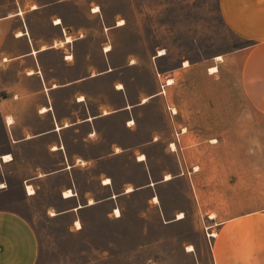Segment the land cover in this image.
I'll return each instance as SVG.
<instances>
[{"label": "crops", "instance_id": "crops-1", "mask_svg": "<svg viewBox=\"0 0 264 264\" xmlns=\"http://www.w3.org/2000/svg\"><path fill=\"white\" fill-rule=\"evenodd\" d=\"M218 7L223 23L245 42L232 55L217 56L233 62L232 94L249 97L264 116V0H218ZM90 31L69 0H0V194L20 187L29 199L40 187H56L53 217L94 205L98 196L82 187L104 189L108 202L132 192L128 187H177L176 163L151 162L148 155L168 137L150 110L159 94L170 95L167 84L160 92L153 82L145 88L137 76L127 78L132 65H115L102 47L106 41H95ZM199 163L197 172L204 173ZM201 184L192 179L196 197L205 200ZM246 190L248 203L240 188L210 190L213 207L223 201L234 213L216 229L213 264H264V203L253 202L257 187ZM36 253L30 220L0 208V264H29Z\"/></svg>", "mask_w": 264, "mask_h": 264}, {"label": "rangeland", "instance_id": "rangeland-1", "mask_svg": "<svg viewBox=\"0 0 264 264\" xmlns=\"http://www.w3.org/2000/svg\"><path fill=\"white\" fill-rule=\"evenodd\" d=\"M69 2L79 8L95 41H106L102 47L110 48L113 63L132 65L123 70L127 78L137 76L145 88L153 82L160 92L166 81H173L164 86L170 95L159 94L161 102L150 107L152 120L162 122L168 137L148 155L151 162L156 157L162 165L176 163L177 187H128L132 192L110 202L104 200V189L82 187L96 193L94 205L55 217L56 187H40L29 199L20 187H9L0 194V208L19 212L35 230L37 253L28 263L213 264L216 229L234 213L223 201L213 207L212 187L242 189L243 203L249 202L246 189L257 187L253 202L264 203V116L251 108L249 97L232 94L233 62L221 60L245 42L223 23L218 0ZM120 20L123 25L117 26ZM160 50L164 54L155 57ZM169 107L177 113L172 115ZM199 161L204 173L193 171ZM195 176L206 190L205 200L195 195ZM179 212L185 217L175 220ZM189 246L194 251L186 252Z\"/></svg>", "mask_w": 264, "mask_h": 264}, {"label": "bare ground", "instance_id": "bare-ground-1", "mask_svg": "<svg viewBox=\"0 0 264 264\" xmlns=\"http://www.w3.org/2000/svg\"><path fill=\"white\" fill-rule=\"evenodd\" d=\"M97 11H98V7H95L94 9H92V12H94V13H96ZM54 21H55V23H59V22H60V19H56V20H54ZM120 25H123V21H122V20H120V21L118 22V24H117V26H120ZM66 40H70L69 36L67 37ZM105 51H109V47L105 48ZM163 54H164V52H163L162 50H160V51L158 52V54H157L155 57H159V56H161V55H163ZM217 59H220V58L217 57ZM186 64H187V62L184 61V65H186ZM214 69H215V68H214ZM214 69H211V68H210V70H212V71H214ZM172 82H173L172 80H168V81H166V84L168 85V84H171ZM118 87L121 88L122 85H119ZM144 101H145V100H144ZM144 101H143V102H144ZM168 109H169V111H170V113H171L172 115L176 114L175 109H173V108H171V107H169ZM130 122H131V121H130ZM183 131H184V130H183ZM211 141L214 142L215 140L212 139ZM170 147H171L172 150H175V145H174L173 143L170 144ZM139 159H145V158L141 156ZM194 170L196 171V170H198V169H197V168H194ZM169 178H170L169 175H166V176H165V179H169ZM105 183H109V180H108V179L105 180ZM27 189H28V193H29V194H33V190H32L30 187H27ZM131 190H132L131 188H128L126 191L129 192V191H131ZM64 195H71V191H67V192H65ZM157 200H158V199H157L156 197L153 198V201H154V202H157ZM89 203L91 204L92 201L90 200ZM114 212H115V215H116V216H120V213H119V210H118V209H116ZM183 217H184V214H183L182 212H180V213L177 215V219H181V218H183ZM76 225H77V229H79V228H80L79 223H76ZM192 249H193V248H192L191 246L188 247V250L191 251Z\"/></svg>", "mask_w": 264, "mask_h": 264}]
</instances>
